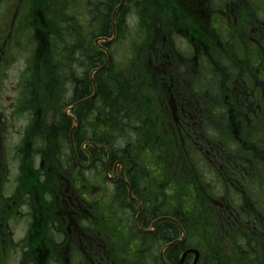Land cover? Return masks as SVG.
<instances>
[{"label":"flooded vegetation","instance_id":"af4514ba","mask_svg":"<svg viewBox=\"0 0 264 264\" xmlns=\"http://www.w3.org/2000/svg\"><path fill=\"white\" fill-rule=\"evenodd\" d=\"M80 1L86 6L87 0ZM28 7V0H0V95L3 74L24 55L17 53L27 37L35 48L33 65L29 59L22 63L9 110L0 105V264H117L108 253L104 257V213L96 205L102 181L94 194L75 171H44V146L35 143V128L53 116L43 114L30 85L51 54H44L45 18L33 19ZM131 17V71L147 74L179 130L191 129L197 164L212 172L210 210L222 216L230 258L249 240L264 260V0H131ZM214 54L224 59L223 68H217ZM232 54H238L233 62ZM137 55L144 57L143 67L135 66ZM210 65L225 72L222 99L214 97L216 90L200 93L201 76L216 79ZM21 120L22 134L8 154V127ZM109 168L110 181L124 176L125 167Z\"/></svg>","mask_w":264,"mask_h":264},{"label":"trees","instance_id":"16d2710c","mask_svg":"<svg viewBox=\"0 0 264 264\" xmlns=\"http://www.w3.org/2000/svg\"><path fill=\"white\" fill-rule=\"evenodd\" d=\"M28 3L33 19L40 17L38 14L45 18L49 49L44 54H51L30 85L43 114L53 116L45 117L35 128V143L44 146L40 154L44 171L56 175L64 173L65 168L75 171V177L84 180L88 192L94 194L102 181L104 192L101 199L95 198L104 213V257L108 253L111 260H118L117 264H179L186 250L195 249L199 252L198 264H264L249 240L244 248H238L243 252L235 251L230 258L222 216L210 210L212 172L197 164L191 129L186 133L179 130L172 119V108L160 106L158 92L145 78L147 74L140 69L131 71V52L124 69L111 57L108 66L91 78V73L106 62V54L95 47L94 41L111 39L114 29L113 43L102 44L110 51L111 46L129 38L131 0H124L120 8L121 0H87L85 9L80 0ZM140 29L144 34V27ZM140 37L144 45L145 39ZM143 58L137 55L135 66L143 67ZM237 58L238 54H232V62ZM221 59L224 61L219 54L213 55L219 69L225 65ZM212 69L210 65L208 71L216 79L201 76L199 90L201 95L219 91L214 97L222 99L225 72ZM67 88L70 99L65 97ZM83 100L70 116L65 114L68 107ZM74 121L77 129L70 135ZM117 162L125 167L124 179L131 196L142 204L137 219L138 206L129 197L127 186L121 179L110 181L106 176V165ZM158 218L166 219L158 220L151 230V222ZM182 234L184 239L176 242ZM109 236L115 241L111 242ZM189 259L187 256L183 264Z\"/></svg>","mask_w":264,"mask_h":264},{"label":"rangeland","instance_id":"374dc122","mask_svg":"<svg viewBox=\"0 0 264 264\" xmlns=\"http://www.w3.org/2000/svg\"><path fill=\"white\" fill-rule=\"evenodd\" d=\"M83 7V6H82ZM85 9V7H83ZM130 19L128 20V24H129V38L125 41V43H120V44H115L113 46H111V49L109 51L110 56L112 57V60L114 62V64H116V66H119L121 69H124L127 66V62L130 59V55L129 53L131 52V33H133V31L135 30V22H134V18L129 17ZM87 20H85L84 22V26L86 25ZM132 37H134V34H132ZM25 42H28V44H26V47L21 49V52H18L17 54H24L22 57L18 56L17 59H15V62L13 63L12 67L8 68V70H5V74H3V92L0 95V105H2V107L8 111L9 107H10V103L11 101L15 100V91H14V87L15 86V80L17 79V77L19 76V72L21 70V67H23V64L25 65V61L27 59H29V63L31 65H33V54H35V48H33L32 46H30V42H32V39L27 37V39L25 40ZM22 50H24L22 52ZM23 63V64H22ZM142 64L144 66V62L142 61ZM118 67V68H119ZM25 78L30 79L32 78V75H28ZM17 86V83H16ZM19 88V87H18ZM21 121H16V122H12L10 123L9 128V135L7 138V142L4 143L6 146V150L7 153L9 154L12 150V146L14 145V143H16V141L19 139V137L22 134V130H23V123H20ZM2 153L5 154L4 151H2ZM152 167V166H150ZM94 174L88 173V177H93ZM110 175V173H109ZM111 176V175H110ZM206 177L208 178V175H206ZM110 188V186H109ZM188 206V205H187ZM191 208V207H190Z\"/></svg>","mask_w":264,"mask_h":264},{"label":"water","instance_id":"95a60500","mask_svg":"<svg viewBox=\"0 0 264 264\" xmlns=\"http://www.w3.org/2000/svg\"><path fill=\"white\" fill-rule=\"evenodd\" d=\"M122 3H123V0H122V2H121V5H122ZM102 41H104V42H107V40H102ZM109 55H107V62H106V64L104 65V67L108 64V62H109ZM75 130V127L72 129V131H74ZM128 194L129 195H131V191H130V189H128ZM190 252H192V253H194L195 254V260H194V263L193 264H196V262H197V260H198V253H197V251H194V250H192V251H190ZM188 253V252H187ZM187 253H185L184 254V256H183V258H182V261H183V259H184V257H185V255L187 254ZM182 264V263H181Z\"/></svg>","mask_w":264,"mask_h":264}]
</instances>
